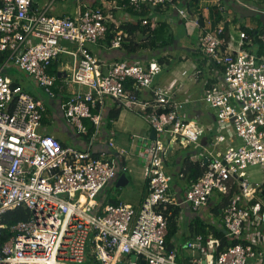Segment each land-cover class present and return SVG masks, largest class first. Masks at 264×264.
Returning <instances> with one entry per match:
<instances>
[{"label": "built area", "instance_id": "obj_1", "mask_svg": "<svg viewBox=\"0 0 264 264\" xmlns=\"http://www.w3.org/2000/svg\"><path fill=\"white\" fill-rule=\"evenodd\" d=\"M55 0H0V52L9 63L27 72L54 98L61 91L49 67L61 54H70L65 42L79 53L67 90L66 114L80 132L88 118L99 133L105 115V98L134 108L153 110L148 120L156 137L145 148L144 174L148 193L136 208L127 203H103L99 198L117 175L116 161L81 150L42 131L46 105L21 84L0 73V216L20 206L31 212L27 220L11 226L0 221V264H81L89 255L103 264H183L166 236L169 205L188 204L195 212L208 206L215 192L230 194L222 208L226 235L239 240L224 250L212 235L197 234L186 242L194 264H264V53L246 48L248 34L239 31L236 44L224 35L225 25L202 29L200 48L223 68L222 76L204 86L202 100L214 108L216 126L211 146L193 154L205 171L185 191L172 192L173 175L166 170L169 146L200 145L206 130L188 119L183 108L193 99L174 98L177 81L153 88L163 65L114 60L103 63L89 44L121 48L128 33L115 18L121 5L105 0L94 7L76 0V11L55 15ZM134 11L172 5L175 0H128ZM220 11L225 6L220 4ZM143 18L142 24H149ZM113 36L108 40L107 35ZM234 39V38H233ZM73 86L75 89H71ZM150 89V102L140 100V90ZM162 111V112H159ZM166 134L168 144L161 137ZM240 140V145L232 144ZM230 141V142H228ZM143 155V153H140ZM259 166L263 180L251 179L248 167ZM9 236L3 239L5 230ZM135 255L136 259H132Z\"/></svg>", "mask_w": 264, "mask_h": 264}, {"label": "crops", "instance_id": "obj_2", "mask_svg": "<svg viewBox=\"0 0 264 264\" xmlns=\"http://www.w3.org/2000/svg\"><path fill=\"white\" fill-rule=\"evenodd\" d=\"M46 1L47 0H44L43 3H41L39 0V4H45ZM68 1L70 0H59L57 5L55 4V10L58 9L59 12L54 13L52 8H54L55 0L50 12L55 15L74 14L76 11V0L72 1V4H74L72 12H66L63 11L64 8H59V3H68ZM83 1L101 7L104 5L105 0ZM108 1H110V3H107V5L110 6L112 3H118L121 5L119 8L113 10L118 22L121 24L130 23L139 26L134 33V37L137 39L136 41L138 44L143 45V47H140L136 53L130 55L127 59L123 58V49L107 48L102 45L89 44L88 47L92 53L104 64L119 59L147 64L153 59L159 61L160 58H169L172 60V63L170 64H168V61L160 62L163 65V69L155 77L152 87L167 88L172 81H177L174 88V98L180 101L193 99L186 103L183 108L187 118L193 119L196 123L203 124L204 126L213 125L211 131L206 130L200 140V145L198 146L191 144L187 147L189 150L187 148L186 150L185 147L179 145L169 146L166 158V170L173 175L172 192L183 197L181 194H183L184 191L181 189V186L184 185V181L179 178L175 180V174L180 171V164L183 159L182 155L187 151L195 154L203 149L202 145L204 147H210L216 126L214 108L211 105H209L210 107L208 108H203L200 99L195 95L196 92L192 91V86H194V83L198 84V90L202 97L204 86L217 82L223 73V68H217L208 54L199 46V37L202 29L197 25V20L203 15L204 25H207L208 23V27L211 29H215L220 23H224V35H226L227 40H232L231 42L234 44L239 40V31L242 30V26L257 28V31L260 30V39L264 43V0H219V4L217 8H215L217 13L221 15L218 22H215V10L206 7L202 8L200 12L191 10L187 7V0H175L174 4L163 7H144L141 12L134 11L128 3L124 6L122 3L123 0ZM127 1L128 0H125L124 2ZM220 4L225 6L224 12L220 11ZM143 18H148L150 21L149 24L143 25ZM185 21L189 22L190 29L186 23H184ZM170 24H183L187 33L188 31L191 33L198 30V42H196L195 46L193 47V45H189L191 43L187 44L184 38H180L176 33L170 31ZM153 40L155 42V47L145 45L147 44L146 42L151 43ZM65 44L73 54H61L55 61L57 62L56 67L51 69L52 72L50 73L56 75L58 83L61 86L63 85L61 91L57 92V95L54 98L46 94L42 88L41 92L37 91V87L34 84H32L31 89H29L20 81V78H13V80L21 84L26 91L31 93L35 98L42 100L46 105L47 111L41 128L43 133L51 134L59 138L66 143V145L74 146L81 150H87L90 148L94 155L116 161L117 175L101 194L99 198L100 202H123L138 208L148 193L149 184L144 174L145 162L140 161L139 157L141 154H136V147L138 138L149 137L153 129L147 116L153 110L149 108L145 110L142 106H135L134 108L128 107L120 104L119 101L111 97H106L105 115L99 133L96 137L94 136L95 128L88 118H85L84 122L88 127V131H91L89 137H87L88 131L80 132L77 127L70 123L66 114L67 90L69 91L70 87L68 84H64V82L71 77L73 66L80 56L73 43L65 42ZM247 49L257 54L259 52L264 53V48L260 49L258 44H255L252 48L248 47ZM196 50L203 54H198ZM187 60H192L194 71L189 74V70L184 68L180 75L176 74V69L178 68L176 65L179 62ZM203 64H208L207 70ZM0 70L9 76L8 68L3 69L0 67ZM186 75H188L189 79L192 81L190 86L185 85L182 81L183 76ZM72 88L75 89L71 86V89ZM188 89H190V91ZM186 90L188 91L186 92ZM139 96L141 98L140 100L143 102H150L153 97V92L150 89H145L144 91L140 90ZM117 109L119 110V115L110 118L108 116L110 111ZM140 117L147 120H145L148 122L147 127L144 125V122H140ZM161 137L165 140L166 144L169 145L168 136L163 134ZM240 142V140H235L232 144L240 145ZM135 155L137 156L135 157ZM130 160H133V162ZM122 175L127 177L123 181L125 184L118 185V181ZM180 206L182 210L177 218L178 230L176 234L171 237L170 242L172 243V248L176 251L177 260L180 263L194 264L191 260L193 253L186 247V242L191 238L189 224L197 215H202L205 218L204 212L206 210H211V202L207 207L203 208L202 211L200 210L198 212L192 210L191 206L188 204H182ZM210 213H212V211H210ZM210 222L216 221L212 220ZM219 225L221 224L219 223ZM122 258L123 261L119 264H125L127 256H123ZM81 264L103 263L97 259L95 260L92 255H89L87 260Z\"/></svg>", "mask_w": 264, "mask_h": 264}, {"label": "trees", "instance_id": "obj_3", "mask_svg": "<svg viewBox=\"0 0 264 264\" xmlns=\"http://www.w3.org/2000/svg\"><path fill=\"white\" fill-rule=\"evenodd\" d=\"M186 4H187V7L189 9L200 12L201 9L204 7L215 10V8H217V6L219 4V0H187ZM90 5L97 7V5L96 4L94 5L93 3H91ZM214 12L216 14L215 22H218L221 18V15L219 13H217L216 10ZM199 18H200L199 24L201 26H203L204 25V16L201 15ZM138 27H139L138 25L130 24V23H125L121 27L124 31H126L128 33V36L125 37V39L123 40L122 47L119 48V49H123V51H124L123 58H125V59L129 58L130 55L136 53L140 49V47H143V45L138 44V42L136 41L137 39L134 37V33L136 32ZM242 30L246 31L248 34V37L246 38L247 48L248 47L252 48L255 44H258L260 49L264 48V43L262 42V40L260 39V36H259L260 30L257 31V28H248L247 26H242ZM112 36H113V34H111V32H109L107 35L108 40ZM146 43L147 44H145V45H148L150 47H155L154 40L151 43H148V42H146ZM197 52L200 55L203 54L202 52H199V51H197ZM258 54H261V52H259ZM8 56H9V52L7 50L0 52V67L8 59ZM165 61H168V64L172 63V60H170L169 58H160L159 59V62H165ZM56 65H57V62L52 63L49 67V71L52 72L51 69L55 68ZM214 65L217 68L219 67L215 63H214ZM14 84H19V83L14 81ZM208 85H211V84H208ZM46 111H47V107H46V110L44 111V114H43V120L45 119ZM118 115H119V110L117 109V110H111L108 116L110 118H114V117H117ZM90 133H91V131L89 130L87 137H89ZM62 143H63V145H66V143H64L63 141H62ZM182 156H183V159H182V162L180 164V171L175 174V176H176L175 180H177L179 178V179H182L184 181V185L181 186V189H183V191H184V193L181 194V196H184L185 191L190 186V184H192L194 181H196L199 177L202 176V174L205 171V168L199 162L194 161L192 159L193 153L187 151V152H184ZM220 195H221L220 200L214 201L213 198H211L209 201V203L211 202V211H212L214 216L219 217V221L218 222H210V221H207L202 215H197L190 222L189 231H190V237H191L190 239L195 237L197 234H202L205 237L208 235H212L214 237L219 238L222 242L221 246L219 247V250L221 251V250H224L225 248H227L231 245L236 244L239 240L232 239V238L228 237L226 235V230L222 224V212H221V210L224 207V205L228 202V200L231 196V192H230V194H222L221 193ZM181 210H182V208L180 205H169L168 209L165 211L167 213V215H168V212L171 213L169 215V228H168L169 230H168V234L166 236L167 248L170 250L173 249L172 243L170 241H171V237L174 236L178 230L177 218L180 215ZM30 214H31V212L28 208H26L24 206H20L14 210H9L6 213L2 214V216H0V221L5 223L8 226H11V225H13V224H15L21 220H27L29 218ZM219 223L221 225H219ZM4 234L5 235L3 236V239H6L9 236V230L6 229ZM93 258L96 260L95 257H93Z\"/></svg>", "mask_w": 264, "mask_h": 264}, {"label": "rangeland", "instance_id": "obj_4", "mask_svg": "<svg viewBox=\"0 0 264 264\" xmlns=\"http://www.w3.org/2000/svg\"><path fill=\"white\" fill-rule=\"evenodd\" d=\"M43 1L44 0H40L41 3H43ZM72 1L73 0L68 1V3H59V5H60L59 8H62V9L64 8L63 11H66V12H72L73 7H74V4H72ZM58 2H59V0L58 1L56 0V2L54 3V8H52V11L54 13H58L59 12L58 9L55 10V7H56ZM184 23H186V25L189 27V29L191 28L188 21H185ZM170 25H171V26H169L170 27V31H173L174 33H176L177 36H179L180 38H184L185 41L187 42V44L191 43L189 45H193V47H194L196 42H198V30H195V31H193L191 33L188 31V33H187L183 24H170ZM204 66H205V69L207 70L208 64H206ZM176 67H178L176 69V74H178V75H180L181 71L184 68L189 70V74H191L194 71L192 60L191 61L187 60V61L179 62L176 65ZM7 68H8L9 76L12 79L13 78L14 79L15 78H20V81L23 82V84L26 87H28L29 89H31V85L34 84L37 87L36 90L41 92V88L42 87L40 85H38V83L34 80V78H32L30 75H28L27 72L20 70L13 63H9ZM188 75L183 76L182 81H183V83H185V85L190 86L192 84V81L189 79ZM198 89H199L198 84L194 83V86H192V91L196 92L195 95H196L197 98L200 99V101L202 103V107L203 108L210 107L209 104L206 101L201 100V94L199 93ZM55 90H56V92L60 91L59 88H57V87H55ZM188 90L190 91V89H188ZM188 90H186V92ZM145 120L142 117H140V122L141 121L144 122V125L147 127L148 126V124H147L148 122H146L147 120L146 121ZM136 156L137 155H135V157ZM130 161L133 162V160H130ZM247 172L250 174L251 179H253L254 181L260 182V181L263 180V174H262V172H260V167L259 166H250V167H248ZM220 194H221L220 192H215L214 195L212 196L213 200L214 201L220 200L221 199V195ZM201 211H202V209H201ZM210 211L211 210H206L204 212V216H205L206 220L207 221L214 220V221L218 222L219 221V217L214 216L212 213H210Z\"/></svg>", "mask_w": 264, "mask_h": 264}, {"label": "water", "instance_id": "obj_5", "mask_svg": "<svg viewBox=\"0 0 264 264\" xmlns=\"http://www.w3.org/2000/svg\"><path fill=\"white\" fill-rule=\"evenodd\" d=\"M156 137V130L152 129L149 137H140L137 141V147H136V154H140L141 152L143 155H140L139 159L140 161L145 162L147 154L144 152L145 148L148 147L151 143V141ZM127 177L125 175H122L118 181V185H123L125 182H123ZM264 192V191H263ZM132 259H136V256L133 255ZM140 264H144L141 262Z\"/></svg>", "mask_w": 264, "mask_h": 264}, {"label": "clouds", "instance_id": "obj_6", "mask_svg": "<svg viewBox=\"0 0 264 264\" xmlns=\"http://www.w3.org/2000/svg\"><path fill=\"white\" fill-rule=\"evenodd\" d=\"M8 67V66H7ZM0 73H3V74H6V73H4V72H2L1 70H0ZM6 75H8V74H6ZM10 77V76H9ZM11 78V77H10ZM13 80V79H12ZM14 81V80H13ZM24 88V87H23Z\"/></svg>", "mask_w": 264, "mask_h": 264}]
</instances>
